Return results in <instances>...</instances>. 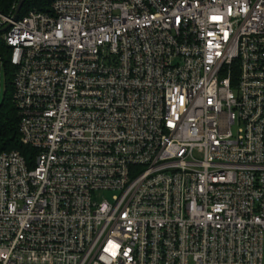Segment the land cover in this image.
I'll return each instance as SVG.
<instances>
[{
  "label": "built area",
  "instance_id": "obj_1",
  "mask_svg": "<svg viewBox=\"0 0 264 264\" xmlns=\"http://www.w3.org/2000/svg\"><path fill=\"white\" fill-rule=\"evenodd\" d=\"M15 7L0 264H264V0Z\"/></svg>",
  "mask_w": 264,
  "mask_h": 264
},
{
  "label": "trees",
  "instance_id": "obj_2",
  "mask_svg": "<svg viewBox=\"0 0 264 264\" xmlns=\"http://www.w3.org/2000/svg\"><path fill=\"white\" fill-rule=\"evenodd\" d=\"M19 0H0V12L8 14ZM53 0H25L19 16L29 10L48 11ZM0 63L4 66L7 79L3 101L0 103V152L17 150L24 154L28 148L23 146L19 140V115L12 101V78L14 67L10 62V49L0 40Z\"/></svg>",
  "mask_w": 264,
  "mask_h": 264
},
{
  "label": "rangeland",
  "instance_id": "obj_3",
  "mask_svg": "<svg viewBox=\"0 0 264 264\" xmlns=\"http://www.w3.org/2000/svg\"><path fill=\"white\" fill-rule=\"evenodd\" d=\"M7 73L3 65L0 63V103L3 101L5 89H6ZM115 196V192L112 191H98L94 195V200L102 202L104 200L112 201Z\"/></svg>",
  "mask_w": 264,
  "mask_h": 264
},
{
  "label": "water",
  "instance_id": "obj_4",
  "mask_svg": "<svg viewBox=\"0 0 264 264\" xmlns=\"http://www.w3.org/2000/svg\"><path fill=\"white\" fill-rule=\"evenodd\" d=\"M25 0H19L18 3L16 4V7H15V11H14V16H16L18 14V12L20 11L23 3H24ZM5 28L1 29L0 32L4 31Z\"/></svg>",
  "mask_w": 264,
  "mask_h": 264
}]
</instances>
